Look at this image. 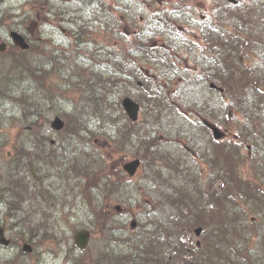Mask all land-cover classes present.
<instances>
[{
    "label": "trees",
    "instance_id": "16d2710c",
    "mask_svg": "<svg viewBox=\"0 0 264 264\" xmlns=\"http://www.w3.org/2000/svg\"><path fill=\"white\" fill-rule=\"evenodd\" d=\"M60 1L34 0V5L29 6V13L24 14V11H20L21 13L16 14L15 10L0 13V25H6L8 29L17 28L26 31L32 39L31 47L38 51V55L28 58L29 49H18L19 52L13 55L8 71L19 72L20 79L33 80L39 86L54 91H58V85L62 86L66 82L73 83V85L70 84L71 96H66L67 88L62 89L65 92L59 91L66 96V99L71 98L74 106L72 111L64 116L66 122L64 129L67 130L50 154L45 155L47 148L43 145L42 139L26 141L34 138L32 137L34 132L30 133L31 136L27 139L18 138L17 142L12 143L14 156L11 158L9 155L10 159L5 170L10 178L6 181V187L8 191H11L13 198L10 202V214L18 215L17 221L22 222L20 227L30 234L34 233V236H37V244H42L46 238L50 237L49 234L58 238H68L66 228L63 226V223L67 226L70 224L68 213H61L64 212V204L67 202L66 196L62 193H68L67 190L57 192L55 188L52 193L51 189L40 185L38 188L36 185L34 197L40 196L47 207H34V214L33 211L23 214L18 212L23 210L20 200L25 198L21 192L33 189L34 179L29 164L34 165L35 159L43 157L44 167L56 173L59 176L58 180L70 184L75 179L80 184L78 177H83L84 186L80 192L87 208L88 220L84 223L80 219V222L82 226L92 227V233L97 234L104 241L103 249L93 256L91 261L84 259L83 256H74L72 264H264V248L261 254L259 250L256 253L250 251L251 241L255 238L259 243L260 240L264 241V224L259 229L245 225L248 220L246 218L254 214L248 215L253 212L252 205L248 201L240 200L238 196L241 194L235 189L231 194L225 193L229 185L226 180H230V175L221 167L220 156L216 157L214 149L213 157L207 156V163H210V166L216 165L219 169L213 178L206 181L205 185L196 183V190L193 192L181 190H177L176 193L161 192L163 199L176 205L178 209L186 204V207L190 209L187 214L182 210L181 212L185 215L179 213L176 216L167 215L162 219H155L148 213V222L131 229L126 221L114 225L113 216L117 213L113 205L110 206L107 203L108 193L112 191L113 184L117 181L121 186L122 183L130 180L129 177L121 171L120 167L121 172L113 175L112 162L107 154L100 152L97 147H86V144L84 146L80 144V139L87 133H97L94 136L108 134L112 142H115L113 147L116 150L121 151L134 146L133 155L140 157L154 176L162 178L155 169L159 161L168 160L166 164L170 167H174V163L171 162L172 154L164 151L159 143L160 132H168L173 127L177 128L178 134L192 133V127L196 123L189 117L191 114L195 118L194 111L199 122L198 126H202L205 131L207 128L199 121V116L223 126L226 124V112L230 104L239 111L245 107L246 103L249 104L247 99L240 97L230 102L226 100L229 89L223 77L225 73H218L214 65L202 66L201 70L204 72L202 75L205 80H213L222 87L223 95L216 99L204 98L203 101L197 97L195 101L183 98L192 92L193 85L184 87L180 101H184L187 105L188 108L182 106L185 110L188 109V113L181 114L183 118L180 122L177 117H171L170 112L173 111L170 109L173 108L171 101L161 99L157 95L158 89H162L161 78L167 76V79H170L171 76H168L166 72L175 68L174 59L170 62L174 64H164L170 53L160 47L168 46L173 49L171 51H177L176 46L179 43L175 44L170 36H174L173 33L179 26L186 30L190 29L189 20L184 19L183 16L194 6V0H146L134 3L144 9L143 12L139 11L136 14L129 10L134 0H75L80 7L92 8L91 18L87 15L85 20H81L82 23L76 26L74 24L78 23L79 19L67 10V4L64 2H70V0ZM258 2L259 0L240 1L237 7L245 4L248 6V3L254 5ZM261 2L264 5V0ZM259 8L260 5L255 6L256 13ZM181 11L182 17H180ZM146 12L147 14H144ZM222 12L226 13L224 9ZM138 14L148 17L150 32L146 37L137 36V34L132 38L127 37L122 31L125 25L130 24L138 29L143 26ZM40 16L45 20L58 19L70 24L73 33L66 40L67 47L59 48L53 43V39L42 35L44 32L41 30V25L44 21H39V26L37 29L34 28L33 32L34 23ZM249 16L251 14H240L238 20L233 21L234 30L228 40L222 41L224 39L218 36L215 37L214 44L239 43V46H256L257 35L253 34L251 29H247ZM92 20L94 28L89 22ZM257 21H261V18H257ZM244 31H250V33ZM154 39H157L158 46L154 45ZM160 61L162 62L159 63ZM4 78L7 76L5 75ZM7 81H9L8 78ZM135 84L139 87L138 91L129 88ZM203 88L202 85L201 89ZM21 93L24 96L23 100L25 102L28 100L27 103L34 108V101L28 98L18 83L15 86L7 84L0 86V95L3 97L17 99ZM125 95L132 97L140 104V117L136 121L130 120L121 106V98ZM261 104L264 105V99L261 100ZM31 112L34 113V110ZM151 117L160 119L159 124L150 123L155 127L147 124V120ZM26 118H30L28 121H31V126H34V120H38L28 114ZM105 123L109 125L105 127ZM90 126L96 127L93 129ZM66 143H70L71 146H67ZM0 148L4 149V146ZM26 171L29 176L26 175ZM18 174L22 176L19 180L16 179ZM112 176L116 180L112 179ZM259 177L264 179V171ZM215 180L220 182L218 187H215L220 191L214 190ZM98 183L101 184L103 194L101 199H98L92 191ZM170 185L174 184L170 182ZM250 189L258 191L259 186ZM259 191H263L260 197L261 202L253 205L257 217L264 211V188ZM174 195H180L178 200L182 205L178 204ZM72 200L75 202L76 196L72 195ZM244 203L249 206V211L245 210L247 206ZM67 204L71 211L73 207L70 203L67 202ZM159 204L157 202L155 207ZM55 209L59 211L57 216L52 213ZM42 214L43 217H41ZM194 217L196 219L192 222L191 219ZM24 222H30V224H23ZM194 225H201L204 230L200 247L191 240ZM76 229L78 227L75 224ZM119 230L121 232L115 236L113 231ZM55 232H60V235H55ZM30 234L28 238L31 237ZM230 244L235 247L231 248ZM114 245L118 246L117 250ZM215 255L218 260H215Z\"/></svg>",
    "mask_w": 264,
    "mask_h": 264
},
{
    "label": "rangeland",
    "instance_id": "374dc122",
    "mask_svg": "<svg viewBox=\"0 0 264 264\" xmlns=\"http://www.w3.org/2000/svg\"><path fill=\"white\" fill-rule=\"evenodd\" d=\"M195 1L196 0L193 1L194 10L191 16L192 19L186 14L183 16L184 19H186V16L190 19V29L186 30L182 27L180 28L179 26V28L174 31V36H170V39H172L175 44L180 42L181 46L180 44L176 46L178 53H176L177 51H171L173 49H166V51H169L170 55L167 56V60L166 62H164V64L166 63L167 65H169L174 64L175 62V68H172L166 72L168 76H171L170 79H167V76L165 78H161L162 89H158L157 91V95L161 99H168L169 101H171V107H173L170 108L171 110H173L172 112H170L171 117H177L179 122L181 121V118H183L182 115L188 113V109L185 110V108H188L187 105L184 103V101H180L179 92L182 91L184 87L188 86L183 85L186 75L194 74V71H196L194 70L195 67L199 66V64L196 62V46L198 48V52H200L199 48H201V54H206L212 57L210 59H207L208 63L206 65L212 64L213 62L217 63L218 61V65L216 67L217 70L222 69L223 71L227 69L228 66L231 67L232 74L237 77L235 81L227 82L228 85L232 83V88L237 87L238 90L239 85L247 84V82L249 81H256L258 79L256 76H252L251 78H249L250 71L248 65L250 64V61L254 59V57L256 59L255 51L246 45L239 46V43L235 45L224 46L216 45L213 42L210 43L209 39L211 37V32H206L204 30L206 29L205 25L208 24V19L212 15L215 5L217 4L211 2L212 0ZM245 1L249 0H242V2ZM58 2L61 1L58 0ZM64 2L67 4V10H69L71 14L77 15V19H79L80 14H91L92 8L89 6L86 8L80 7L75 0ZM261 4L262 2L261 0H259V2L254 5L249 3L248 6L246 4L241 5L242 8H238L234 15L242 10L245 13H247L249 10L254 12L256 10L255 6ZM30 5H34V0H0V13L6 12L8 10L14 11V9H16L14 11L15 13H20V11L29 13ZM182 14L183 12H180V17H182ZM142 17L146 16L141 15V18ZM198 18L202 19L203 22L197 25L196 30V19ZM248 18V29H251V32L257 35L259 33V28L264 26V20H262L261 22L262 25L258 23L257 16L254 13H252ZM191 20H193V22H191ZM36 21L37 22H35L33 26V32L34 28L37 29L39 21H44V23L41 25L42 32H44L43 35L45 34V37L53 39V41H56L58 44L63 43L64 45L61 44V47H64L66 45V40L69 36L68 31L71 30L69 24L65 23L64 21H59L58 19H54L53 21L45 20L44 18H42V16H40ZM144 23L145 22H141V25H143ZM12 25L14 26V24ZM7 28L8 26L6 25L0 27V35H3L7 31ZM262 30L264 31V28H262ZM180 31L184 32L178 33ZM212 37L214 39L213 33ZM157 42L158 41L156 40L155 43ZM226 47L228 48L225 49ZM188 48L191 49L192 52H190ZM237 51H239L238 54L236 53ZM18 52L19 51L17 48H10L7 49L6 53H0V86L4 84L15 86V84L18 83L20 86H22L23 90L28 95V98L31 101H34V108L27 103L28 100L26 102L25 100H23V93H21L20 97L17 99L4 98L2 95H0V146H4V149L0 148V176L2 178L7 177L5 170L7 169V164L10 156L6 152H14L12 143L17 142L18 138L20 140L27 139L29 136H31L30 133L32 132H34V135H32V137L34 138L28 139L26 141L42 138H46V142H50V139L60 141L62 135L65 134V131L67 129H64L63 127L61 130L56 131L51 127L50 122L56 115H59L62 119H64V116L69 114L74 106V101L71 98L66 99V96H63L64 94L62 95L58 91H54L53 95H47L46 97H49V99H46V97L44 96L47 91L39 87L38 84L33 80H15L18 76L10 75L9 72L14 71H8L7 65H9L10 61H13V55L18 54ZM240 53L242 54L240 55ZM36 54V49H34L33 47L28 52V58L34 57L36 56ZM201 54L199 58H201ZM173 59L174 62L170 63L171 61H173ZM178 59L180 61H178ZM161 62L162 61H160L159 63ZM197 70H199V68ZM5 75L7 76L9 81L5 80ZM259 76L261 75L259 74ZM70 84L73 85V83ZM70 84H68L67 82L65 83L67 94H69L70 90L72 89V86ZM171 84H173V86H171ZM202 85L204 86V88L201 89V87H199L198 90L197 86L196 90L198 91L195 90V93L193 94L196 96L193 97L196 99L199 96L201 99L200 101H203L204 98L216 99L217 93H215V91L206 89L204 84ZM58 86L59 88H61L60 85ZM129 88L135 91H138L139 89L136 84L135 86L131 85ZM188 99H192V97ZM31 110H34V113L31 112ZM27 114L28 116H34V119H38L34 120V126L30 125L31 121H28L30 118H26ZM143 115L147 117L146 114ZM189 118L193 120L191 114ZM242 118L243 117L238 113H234V116L231 120L229 119V116L227 117L226 115V124L222 126L221 131L223 132L224 127L230 128L233 126L236 128L237 126V128H240V121H242ZM249 118L250 116L248 117V123ZM159 122L160 119H157L156 117H151L147 120V124H159ZM198 123L199 122L196 116V130L194 129V131L189 134H186L182 131V133L178 134L177 128L173 127H171L170 131L168 132H160L159 143L161 144V147L164 151L172 154L173 159L171 160V162L174 163V167H170L166 164V161L168 160H160L161 163L157 164L155 169L159 174L162 175V178L154 176V174L150 171L151 169H149L143 163L140 165L138 171L136 172L135 176L131 178V180L125 181V183H122L121 186L118 185L117 181L113 184L112 191L108 193L107 203L110 206H114L116 203H119L122 205L123 209L120 212H116L117 214L113 216L114 225H118L121 222L125 221L129 223L132 218H136V227H138L139 225L148 222V213L150 214L151 218L155 219H162L167 215L176 216L179 213H181L182 215L188 213L190 209L186 207V204H183L184 206L180 208V210L176 205L172 204L168 200H164L161 196V192L176 193L177 190H181L182 192H193L196 190V183L199 182L202 185H205L206 181L210 179L219 169V167L210 166V163H207L208 166L205 163L207 162V156L209 158L213 157L211 150L212 143L209 141L208 133L204 129H202V126H198ZM233 123L235 125H233ZM241 124L244 128L248 126L246 125V122H241ZM108 125L109 123H105V127H107ZM124 125L125 123L123 124V127ZM150 126L155 127L154 124H150ZM90 127L94 129L96 126ZM178 128L182 130L181 127ZM111 129L113 131V127H111ZM94 135H97V133H87L85 137L80 139V144L82 146L86 144V147H97L100 152H103L104 154H107L109 156V160L110 162H112V174L115 175L118 172H121L119 171L120 165L123 161L134 157L133 150L135 147L130 146L121 151L115 150L113 148L115 142H112L108 134L103 133L99 134V136ZM220 137H223V135L221 134ZM228 140L230 139L224 138L222 142L217 143L214 148L216 157L217 155L220 156L219 160L221 167L223 168V170L230 172V180H226L229 182V185L227 190H225V193L231 194L233 189L237 190V192H240L241 196H238L240 200L248 201L252 205L253 212L249 213L248 215H252L254 213L253 215L256 216L257 214L256 212H254L255 210L253 208V205L261 202L260 197L263 195V191L259 190L264 188V183H262L264 179H262L261 182L254 177V175L256 174L254 171V166L258 165L255 164L257 163L255 158L258 157L259 153L257 150L252 148L253 151L251 152L254 154V159L250 160L247 154V149L244 148L243 150V146H239V144H234L233 142H230ZM66 144L67 146H71L70 143ZM28 145L31 146V144ZM55 153L58 152L55 151ZM242 155H244L245 157L243 158ZM13 156L14 155L12 154L11 158H13ZM232 156L234 157V159L232 158ZM198 161H200L199 164L201 166L199 164L197 166ZM34 166L36 167V165ZM259 167V173L261 171H264V167ZM39 169L43 177H47V181H45V184L48 186L51 185L50 189L52 190V193H54L55 188L57 192H63L64 190H67L68 193L62 194L66 196L67 202L70 204L72 201V195H76V200L75 202H73L72 210L69 211V205L66 204L64 212H61L65 214L68 213V222H70V224L69 226H67L63 223V226L66 228L68 238H58L49 234L50 237L46 238L42 244H37V237H35L34 251L27 254H24L23 251L21 252V244H19L17 250L10 247L3 248L6 247V245L0 244V264H72V257L74 256H83L84 259L91 261L92 257L103 249L104 241L97 234L91 232V239L86 250L80 251L78 247L73 243L75 224L76 227H78L82 225L80 219H82L84 223L86 222V220H88L87 208L80 192L82 187L84 186L83 177H78L81 185L78 184L76 182L77 180L75 179L72 180L70 184H67L64 181L58 180L59 176L56 173H53L51 170L48 171L45 167H43V165H39ZM202 169L204 170V172H202ZM26 175L29 176L28 171H26ZM21 177V174H18L16 176V179L19 180ZM239 177H241V180H239ZM7 179L10 180L9 177L6 178V181ZM112 179L116 180L114 176H112ZM170 182L174 185L171 186ZM258 186V191L250 189L251 187L256 188ZM1 189H4V187L2 186V182H0V190ZM214 190L215 192L220 191L216 190L215 185ZM92 191L95 192L98 199L102 198L103 194L101 191L100 183H98L97 186H94L92 188ZM220 194L222 195V193ZM255 195L258 196L255 197ZM179 196L180 195H174V197L176 198L175 200L178 202V204L182 205V203L178 200ZM22 201H24L22 204L23 211H30L31 200L25 199ZM157 202H159L160 204L158 207H155V204ZM245 205L247 206L245 210L249 211V206L247 204ZM2 209L3 212H5L6 205H2ZM182 210L185 214L181 212ZM205 210L206 212H208L207 207H205ZM52 213L57 216V214H59V211L55 209L52 211ZM262 214L256 219H250V228L259 229L262 224H264V217H262ZM3 215L4 214L0 213V220L5 224L7 236L12 240L15 239L13 240L12 245L18 244L17 241L19 240V233L22 228L18 226L17 222H15L13 219H10L9 217H7V219L5 220ZM194 219L196 218L194 217L193 219H191V221L193 222ZM12 222L13 224H11ZM120 232L121 230L115 232L113 231L115 236H118ZM54 234L60 235V232H55ZM202 235L203 230L198 236L195 235L193 231L191 233L193 241L201 240ZM256 241V238L254 239V241H251L252 247L250 251L252 253H256L259 250L261 254V251L264 248V241L260 240V243ZM230 247L234 248L235 246L233 244H230ZM114 248L117 250L118 246L114 245ZM215 260H218L217 256L215 257Z\"/></svg>",
    "mask_w": 264,
    "mask_h": 264
},
{
    "label": "flooded vegetation",
    "instance_id": "af4514ba",
    "mask_svg": "<svg viewBox=\"0 0 264 264\" xmlns=\"http://www.w3.org/2000/svg\"><path fill=\"white\" fill-rule=\"evenodd\" d=\"M245 93H243L244 95ZM235 95H237L235 92H230L229 93V97L232 99ZM249 96H251V94H249ZM243 116L245 117V121L248 124V126L246 128L242 127V128H235V127H225L224 128V135H223V139H230L228 141L233 142L234 144H239V146H243V150L244 148L247 149L248 151V155L253 158L254 154L251 152L253 151V149L255 150H259L258 151V160H262L263 155H264V133L262 128H255L252 127L254 124V119L249 118V123H248V117H249V112L246 110H243L241 113ZM234 115V111L233 110H229V116L232 118ZM241 115V116H242ZM242 116V117H243ZM256 117H258V115H254ZM253 116V117H254ZM253 148V149H252ZM242 149V148H241ZM250 151V153H249ZM254 159V158H253ZM2 205H7V200H6V195L4 194L3 191H0V213L4 214L5 212H3L2 209ZM23 243H28V245L30 246V251L29 252H33L34 251V240L30 241V242H24L21 241V245ZM18 244H13L12 242L9 243V245H7L6 247L3 248H15V250H17L18 248ZM23 251V246H22V250ZM17 253V252H16ZM24 254H27L28 252L23 251ZM16 256V255H15Z\"/></svg>",
    "mask_w": 264,
    "mask_h": 264
},
{
    "label": "water",
    "instance_id": "95a60500",
    "mask_svg": "<svg viewBox=\"0 0 264 264\" xmlns=\"http://www.w3.org/2000/svg\"><path fill=\"white\" fill-rule=\"evenodd\" d=\"M10 37L12 38L13 42L20 46L21 48H26L28 46V44L26 43L24 37L16 32V31H11L10 32ZM5 49V43H0V51ZM211 86H214L213 83H211ZM122 106L124 107L125 111L127 112L128 116L132 119L135 120L137 118L138 115V109L139 106L137 104V102L133 101L132 99H130L129 97H125L122 100ZM64 122L63 120L56 116L52 122L51 125L53 128L55 129H60L63 126ZM210 125V124H209ZM213 129V133H214V137L215 138H219L220 137V131L218 130V128H216L213 125H210ZM139 165V159H133L130 161H127L123 164V168L130 174L132 175L136 168ZM116 209L119 210V206H116ZM135 222L132 221L131 222V226H134ZM201 228L198 227L197 229H195V233L199 234ZM88 239H89V232L87 230H80L78 231L75 236H74V240L75 243L80 247V248H84L87 243H88ZM0 242L1 243H8V239L4 238V235L2 233V231H0Z\"/></svg>",
    "mask_w": 264,
    "mask_h": 264
},
{
    "label": "bare ground",
    "instance_id": "6f19581e",
    "mask_svg": "<svg viewBox=\"0 0 264 264\" xmlns=\"http://www.w3.org/2000/svg\"><path fill=\"white\" fill-rule=\"evenodd\" d=\"M2 26L3 25H0V27H2ZM53 43L57 45V42L56 41H54ZM16 216H17L16 214H13L12 217H11V219L14 220ZM11 224H13V222ZM11 224H10V226H11Z\"/></svg>",
    "mask_w": 264,
    "mask_h": 264
}]
</instances>
